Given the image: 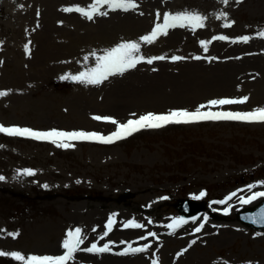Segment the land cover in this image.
<instances>
[{"label":"rangeland","instance_id":"1","mask_svg":"<svg viewBox=\"0 0 264 264\" xmlns=\"http://www.w3.org/2000/svg\"><path fill=\"white\" fill-rule=\"evenodd\" d=\"M132 2L137 6L127 11L97 5L90 20L74 9L90 11L96 0H0V91L8 93L0 96V125L107 137L117 125L94 117L125 123L201 105L212 112L264 109V0ZM166 13L199 15L203 27L185 23L151 44L142 41ZM220 36L227 39H214ZM123 42L138 43L134 55L145 60L97 85L64 78L95 67L97 56ZM158 56L165 59L146 62ZM245 97L208 106L213 99ZM0 177V264L61 256L67 232L76 228L83 243L67 264H264V229L236 218L239 209L263 199L241 201L264 192L261 121L169 123L112 143H54L0 132ZM183 198L203 202L202 211L182 217L176 203ZM132 218L142 225L134 234L104 235L134 228L125 227ZM179 218L187 222L173 231L168 225ZM93 243L110 250H83ZM128 244L147 247L119 254Z\"/></svg>","mask_w":264,"mask_h":264},{"label":"snow or ice","instance_id":"2","mask_svg":"<svg viewBox=\"0 0 264 264\" xmlns=\"http://www.w3.org/2000/svg\"><path fill=\"white\" fill-rule=\"evenodd\" d=\"M222 2H227V0H222ZM108 4L110 7L115 9L129 10L135 8L137 5L132 2V0H96V4L91 7L90 11H84L83 9L76 8L75 11L81 12L88 19L93 18V14L98 11L97 5ZM73 9H65V11H72ZM103 15H107V13H102ZM159 16V14H158ZM185 23L192 26L194 29L198 27H203V18L199 15L193 14H176L169 15L164 14L163 16V24H156L150 34L142 36L140 39L146 43H153L157 37L161 34L166 35L167 29L171 27H183ZM229 26V25H225ZM260 36L264 37V31L260 32ZM214 39H227V37L220 36L214 37ZM243 41H247L248 37H243ZM207 48L205 47V51ZM140 52V45L136 42H123L119 45L104 50L103 55L96 57V66L88 69L87 71L80 72L75 76L64 77L66 79H72L81 83L97 85L101 84L104 80L108 79L109 76H113L116 74H123L128 69L136 67L137 63L144 61L145 57L134 55L135 53ZM95 55V53H93ZM200 57H196L199 59ZM87 59V58H85ZM165 56L151 57L147 58L146 62L148 64H152L154 60H163ZM171 59L173 61L181 60L183 57L180 56H172ZM8 93L6 91H0V96H5ZM247 97L243 100H234V99H213L208 102V106H217V105H229L233 103H241L245 102ZM204 105L199 106L196 111H187V110H172L167 114H154L147 113L145 115H141L136 119H129L125 123H118L114 118L110 117H100L96 116L94 119L101 120L104 119L107 122L117 125V130L111 133L109 136L105 137L103 135H99L95 132L87 133L84 131H73L66 132L60 130H50V131H34L28 128H19V127H5L0 125V132L6 133L8 135L15 136H27L37 140H50L52 142L64 141V140H99L104 143H112L115 140L123 139L133 132L138 131L145 127L150 128H159L169 123H192L201 120H244V121H261L264 122V109H258L254 112L249 113H240V112H230V111H222V112H212V111H201L200 108H204ZM135 115V114H133ZM58 146L68 147L70 145L65 143H59ZM27 175H33L31 170H25ZM2 179V177H0ZM45 187H47L45 185ZM251 187V186H249ZM205 193L201 192L196 199L203 197ZM236 195V193H232L227 199H231L232 196ZM256 197H264V192H257L253 196L244 199L241 197V201L244 204L250 203L251 200ZM223 203V201L221 202ZM206 219V218H205ZM187 221L183 218H179L174 220L171 224L168 225L170 229L175 231L176 228L182 226ZM256 221L253 220V223ZM107 229L110 231L112 227L111 220L107 224ZM125 227H135L140 228L142 225L136 223L135 221L128 222ZM203 224L195 229V232H199ZM14 235V234H12ZM67 239L63 242V247L66 249V253L61 256L53 257V256H36L33 255L29 257L26 261V264H66V261L73 257V254L80 248V245L83 243V238L81 235V229L76 228L74 231L69 230L67 232ZM104 235H107L105 232ZM150 236H155V233H149ZM146 238V237H145ZM103 239V237H101ZM191 243H195L192 241ZM191 243L189 247L191 246ZM145 248L140 247H132L131 244H128L122 253L119 254H128V253H137L143 252L146 250ZM87 252H107L110 250V244H104L102 247H98L96 243H93L90 247L83 249ZM183 251H187L184 249ZM4 253H0L3 255ZM183 253H178V255H182ZM16 260H24V257L18 253L11 254ZM153 264H156V261H153Z\"/></svg>","mask_w":264,"mask_h":264},{"label":"water","instance_id":"3","mask_svg":"<svg viewBox=\"0 0 264 264\" xmlns=\"http://www.w3.org/2000/svg\"><path fill=\"white\" fill-rule=\"evenodd\" d=\"M187 206L189 207L188 209L186 208ZM177 207L183 216H191L202 210L203 203L199 204L190 199H182L177 202ZM237 218L249 226L264 229V199L255 206L239 211ZM253 220L256 222L253 223Z\"/></svg>","mask_w":264,"mask_h":264},{"label":"bare ground","instance_id":"4","mask_svg":"<svg viewBox=\"0 0 264 264\" xmlns=\"http://www.w3.org/2000/svg\"><path fill=\"white\" fill-rule=\"evenodd\" d=\"M39 34H41L42 36H45V35H43V33H39ZM261 70V69H260ZM264 71V70H263ZM258 72H259V70H258ZM259 73H261V72H259ZM255 204V203H254ZM253 205V204H252ZM130 221H135L133 218L132 219H130ZM137 230H138V228H127L126 230H121L119 227L117 228V229H115L114 228V230L110 233V234H108V235H105L106 237H109L110 239H114V238H116V236H118L119 234H121L122 232H126L125 234H127V232L128 233H130V234H134L135 232H137ZM77 252L78 251H76L74 254V256H76V257H78L77 256ZM85 256H89V257H98V258H118V257H121L122 255H113V254H110V253H102V254H99V255H93V254H87V255H85ZM67 264V263H66Z\"/></svg>","mask_w":264,"mask_h":264}]
</instances>
